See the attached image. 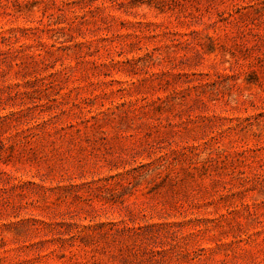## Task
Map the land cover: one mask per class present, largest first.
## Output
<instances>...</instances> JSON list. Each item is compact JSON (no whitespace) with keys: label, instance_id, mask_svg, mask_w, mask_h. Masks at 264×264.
<instances>
[{"label":"rangeland","instance_id":"rangeland-1","mask_svg":"<svg viewBox=\"0 0 264 264\" xmlns=\"http://www.w3.org/2000/svg\"><path fill=\"white\" fill-rule=\"evenodd\" d=\"M0 264H264V0H0Z\"/></svg>","mask_w":264,"mask_h":264}]
</instances>
